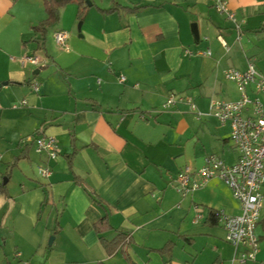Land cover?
<instances>
[{
	"label": "crops",
	"instance_id": "crops-1",
	"mask_svg": "<svg viewBox=\"0 0 264 264\" xmlns=\"http://www.w3.org/2000/svg\"><path fill=\"white\" fill-rule=\"evenodd\" d=\"M226 1L239 31L213 0H84L80 19L71 2L41 43L33 27L46 18L43 0H0V264H240L221 222L209 221L211 211L241 213L227 185L211 179L186 195L173 185L210 155L236 162L230 123L208 105L240 98L227 69L252 60L264 74V0ZM27 55L43 65L22 63ZM170 95L190 96L202 115L182 102L164 107ZM37 133L57 140V158L35 151ZM31 161L51 174L30 177ZM15 168L23 179L10 190ZM256 234V258L243 264H264V212ZM117 237L107 251L101 238Z\"/></svg>",
	"mask_w": 264,
	"mask_h": 264
},
{
	"label": "built area",
	"instance_id": "built-area-1",
	"mask_svg": "<svg viewBox=\"0 0 264 264\" xmlns=\"http://www.w3.org/2000/svg\"><path fill=\"white\" fill-rule=\"evenodd\" d=\"M213 6L231 20L238 31L240 30L226 0H213ZM53 40L58 48L69 49L65 32H54ZM219 40L227 49V43L221 37ZM197 54L209 55L210 51H198ZM21 62H28L37 67L44 63L38 55H27ZM223 76L236 84L240 98L236 101L211 100L208 115L221 123H230V138L238 152V158L235 163L227 165L218 157L210 155L201 167L194 170L190 167L182 169L176 175L173 185L181 195L199 189L211 179H220L227 185L233 197L239 201L241 213L227 215L223 211H216V214L225 231V240L234 247V260L243 264L256 258L259 249L256 226L264 207V102L260 99L264 96V74L257 71L253 61L249 60L245 70L229 68ZM119 80L123 81L124 77L120 76ZM250 85H253L257 96L250 97L247 94L246 90ZM32 88L37 91L38 85L34 83ZM176 102L187 104L197 117L202 115L187 95L168 96L164 107H170ZM22 104H25V101ZM246 111H250V114H245ZM33 144L35 151L46 155L47 159H55L60 153L59 144L51 135L37 133ZM38 173L41 177H48L51 169L47 164L40 165Z\"/></svg>",
	"mask_w": 264,
	"mask_h": 264
},
{
	"label": "trees",
	"instance_id": "trees-1",
	"mask_svg": "<svg viewBox=\"0 0 264 264\" xmlns=\"http://www.w3.org/2000/svg\"><path fill=\"white\" fill-rule=\"evenodd\" d=\"M71 2L77 3L78 5L77 17L80 19L84 9V0H43L46 18L40 24L33 27L34 33L39 36L37 40H41L42 43L48 28L54 25L59 20V13L61 8H63L66 4ZM3 187L4 185L0 183V189H2ZM209 221L214 224L219 221L216 211L210 212ZM101 241L106 247L107 251L110 252L112 248L114 249L119 244L120 239H118L117 237V239L113 241V244L111 242H107L102 238ZM169 246H170L169 244L165 245L160 249V251H165L166 249H168Z\"/></svg>",
	"mask_w": 264,
	"mask_h": 264
},
{
	"label": "rangeland",
	"instance_id": "rangeland-1",
	"mask_svg": "<svg viewBox=\"0 0 264 264\" xmlns=\"http://www.w3.org/2000/svg\"><path fill=\"white\" fill-rule=\"evenodd\" d=\"M91 1V0H89ZM96 2H98V0H95ZM78 23L79 21H77V24H76V29H75V34L78 35ZM52 32H53V28H50L46 34V40H50L51 41V37H52ZM32 70H35L36 67H32ZM51 66L49 65L47 68H43L41 69L40 73L38 74V80H40L42 82V80H44L45 78H47L48 76H50V71H51ZM24 165V164H23ZM27 172L24 171V173L28 174L30 177H34V178H41L40 175L38 174V168L35 164V162L31 161L28 163L27 165ZM23 177L21 176V172L18 171L17 168L13 169L12 173H11V177H10V181H9V184H8V188L10 190H12L14 187H17L18 184H19V181L22 180ZM43 179V178H41ZM45 180V178L43 179ZM262 212L264 211H261L260 215L262 214ZM51 237V236H50ZM49 237V239H50Z\"/></svg>",
	"mask_w": 264,
	"mask_h": 264
},
{
	"label": "water",
	"instance_id": "water-1",
	"mask_svg": "<svg viewBox=\"0 0 264 264\" xmlns=\"http://www.w3.org/2000/svg\"><path fill=\"white\" fill-rule=\"evenodd\" d=\"M80 27H81V22L78 23V31H80ZM191 32L193 34V37H194L195 42H197L198 39H199V33H198V30H197L196 23H192L191 24ZM79 36L81 37L82 35L79 34ZM33 73L34 74L38 73V69L34 70ZM3 84H6V82H4ZM0 86H1V84H0ZM6 182H7V179H6V177H4L3 184H5ZM52 239H53V237H50L49 243H48L49 245L51 244Z\"/></svg>",
	"mask_w": 264,
	"mask_h": 264
}]
</instances>
